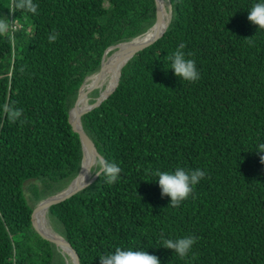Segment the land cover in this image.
Returning <instances> with one entry per match:
<instances>
[{"label": "trees", "instance_id": "1", "mask_svg": "<svg viewBox=\"0 0 264 264\" xmlns=\"http://www.w3.org/2000/svg\"><path fill=\"white\" fill-rule=\"evenodd\" d=\"M164 1L170 14L164 36L136 54L115 92L81 117L102 158L121 167V178L110 185L101 175L49 208V228L80 264H100L117 247L147 251L161 264H264V153L258 152L264 30L248 20L264 0ZM33 2L35 15L0 0V18L15 21L14 40L0 36V264H73L32 226L33 210L80 173L82 143L70 122L80 91L118 50L111 48L153 28L157 6L155 0ZM53 31L58 37L49 43ZM181 43L200 73L195 83L177 77L167 59ZM6 105L23 109L27 122L8 121ZM178 167L208 175L172 207L152 173ZM185 236L196 243L184 259L162 247V239Z\"/></svg>", "mask_w": 264, "mask_h": 264}, {"label": "clouds", "instance_id": "2", "mask_svg": "<svg viewBox=\"0 0 264 264\" xmlns=\"http://www.w3.org/2000/svg\"><path fill=\"white\" fill-rule=\"evenodd\" d=\"M14 6L16 9L34 15L38 13L39 7L38 4L33 2V0H14ZM248 20L250 23L257 26L258 29L264 30V2L255 3L251 7L248 11ZM14 25L15 21L10 22L6 18H0V36H8L10 39L14 40ZM57 37L58 34L55 31L50 33L48 36L49 43L55 42ZM185 47L186 45L181 43L172 55L167 57V59L171 61V69L177 77L181 78L183 81L195 83L200 79V73L196 68L195 61L192 59H186L185 52L183 51ZM188 55H191V53H188ZM80 92H82V90ZM4 112L6 113L8 121L12 123L20 121L21 125H23L27 122L26 118L21 119L23 116V109L6 105L4 107ZM0 127H2V125H0ZM258 152L264 153V144L258 146ZM261 162L264 163V156H261ZM91 167L97 168L95 176L99 177L103 175L106 178V182L110 185L115 184L121 178L120 173L122 170L116 162H109L100 157L91 162ZM91 167L85 170L89 176L92 175ZM152 174L158 177L162 196L170 197V205L172 207H178L182 201L191 196L193 194L194 186L208 175L206 171L201 169L185 171L183 168L179 167L174 173L157 170ZM89 186L90 183L85 182L84 187ZM161 236L163 238V234H161ZM195 243L196 237L194 236H185L175 240L162 239V247L172 250L181 259H184L189 255ZM99 261L100 264H161L157 256L150 255L147 251L131 249L124 250L119 247L115 249L114 253L101 255Z\"/></svg>", "mask_w": 264, "mask_h": 264}, {"label": "water", "instance_id": "3", "mask_svg": "<svg viewBox=\"0 0 264 264\" xmlns=\"http://www.w3.org/2000/svg\"><path fill=\"white\" fill-rule=\"evenodd\" d=\"M156 6H157V21L155 23V25L153 26V28L151 30H158L161 28V25L164 24L165 22V18H164V7L162 6V3L160 2V0H155ZM171 9V8H170ZM170 24V18L168 20V22L166 23L165 27L163 30L160 31V33H157L155 35V37L148 43L145 44H141V45H136L134 48H131L129 51L126 52L125 54V61L122 63V66L119 68V71L114 79V89L113 91L108 94L106 97L102 98L101 96L97 99L96 103L93 105H90L88 107V109L83 112L82 114L76 116L75 115V104L77 102H79L80 100L83 99H87L88 97H90V95L97 89V87H99L100 85V81L104 75V72L111 70L114 65L111 66H107L106 62L103 63L102 68L100 70V72L93 78V81L91 83V86L88 90V92L83 96L81 95V92L79 94V96L77 97V99L75 100V104L70 112V122L71 125L74 129V131L79 134L80 136V140L82 143V150H83V159H82V166H81V170L79 175L73 180V182L71 183V185L62 193L56 194L50 198H47L46 200L42 201L37 208L33 211L32 214V226L35 228V230L39 233V235L46 241H49L55 245H57L58 247H60L67 255L70 256V258L72 259L73 264H80V259L78 254L76 253V251L72 248V246L61 236L56 235V238L54 237H50L48 234H46L44 231H42L39 227V225L35 222V213L41 209L44 211L49 210V208H51L54 205H57L59 203H62L68 199H70L71 197H73L75 194L79 193L80 191H82L83 189H85L86 187H84L85 182H89L90 184L97 178V176H89L88 173L85 171L86 169H88L89 167H91V162L96 160L97 158L102 157L97 148L95 147V144L93 143V141L88 137V135L85 133L83 126H82V122H81V117L90 112L91 110H93L94 108L100 106L102 104V102L104 100H106L107 98H109V96L111 94H113L115 92V90L117 89L118 85H119V81H120V72L122 70V68L139 52L147 49L148 47L154 45L156 42H158L165 34L168 26ZM150 30V31H151ZM149 31V32H150ZM148 32V33H149ZM147 33V34H148ZM144 39V38H143ZM142 40V39H140ZM135 41V40H134ZM134 41H132L131 43H126L123 45H118L116 47H113L111 49H115L118 48L119 50L114 53L117 54L118 52L121 51L123 46H130V45H134ZM113 54V55H114ZM112 55V56H113ZM91 167V171H92Z\"/></svg>", "mask_w": 264, "mask_h": 264}, {"label": "bare ground", "instance_id": "4", "mask_svg": "<svg viewBox=\"0 0 264 264\" xmlns=\"http://www.w3.org/2000/svg\"><path fill=\"white\" fill-rule=\"evenodd\" d=\"M160 2L162 3V6L164 7V18H165V22H164V24L161 25V28L158 29V30H154V29L151 30L144 37V39L142 38V40L135 41L134 45L123 46L120 52L115 54L108 61L106 60L107 61L106 62L107 66L114 65V67L111 70L104 72V75L106 73H108V72L111 73V79H109V82H108V84L106 86L107 88L105 89V91H103L101 93V97L102 98L106 97L108 94H110L113 91V89L115 87L114 79H115V77H116V75H117V73L119 71V68L122 66V63L125 61L124 57H125L126 52L129 51L131 48H134L136 45H141V44H145V43L150 42L155 37V35L157 33H160V31L164 29V27H165L166 23L168 22L170 16H169L168 12L165 9V1L164 0H160ZM89 85L90 84H88L85 88H83V90L81 92V95L84 96L87 93V91H88L87 89H88ZM88 107H89V103H88V100L86 98L83 99V100H80L75 105V115L78 116V115L82 114L83 112H85L88 109ZM46 214H47V211L39 209L35 213V222L37 223V219H38V223L37 224L39 225L40 229L42 231H44L46 234H48L50 237L56 238V235L52 232V230L49 227L47 228L45 226V224H44V222L46 221Z\"/></svg>", "mask_w": 264, "mask_h": 264}, {"label": "rangeland", "instance_id": "5", "mask_svg": "<svg viewBox=\"0 0 264 264\" xmlns=\"http://www.w3.org/2000/svg\"><path fill=\"white\" fill-rule=\"evenodd\" d=\"M168 14H169V13H168ZM169 15H170V14H169ZM118 50H119V49H118ZM118 50H117V51H118ZM114 55H115V54H114ZM114 55H113V56H114ZM113 56H109L106 60L108 61V60L111 59ZM107 61H106V62H107ZM109 63H110V62H109ZM109 63H108V64H109ZM108 74H109V72L106 73V74L103 76V78H107V82H106V84H108L109 79H111V75H110V74L108 75ZM107 75H108V76H107ZM106 76H107V77H106ZM103 78H102V79H103ZM89 81H91L90 83H92L93 80L91 79V80H89ZM89 81H88V82H89ZM86 84H87V83H86ZM86 86H87V85H86ZM86 86H85V87H86ZM103 86H104V84H102V80H101V81H100V85H99V87H103ZM106 86H107V85H106ZM85 87H84V88H85ZM89 88H90V85H89V87H88L87 90H89ZM106 88H107V87L103 88V91H105ZM103 91H102V92H103ZM87 92H88V91H87ZM89 100H90V99H88V103H89ZM75 105H76V104H75ZM44 224H45V226H46L47 228L50 227V226H49V221H48L47 217H46V221L44 222ZM66 264H69V261H68V262L66 261Z\"/></svg>", "mask_w": 264, "mask_h": 264}]
</instances>
